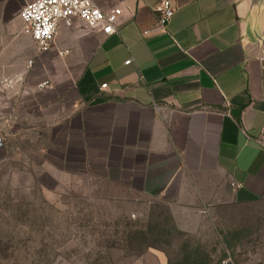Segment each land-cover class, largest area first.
<instances>
[{"label": "crops", "instance_id": "crops-1", "mask_svg": "<svg viewBox=\"0 0 264 264\" xmlns=\"http://www.w3.org/2000/svg\"><path fill=\"white\" fill-rule=\"evenodd\" d=\"M32 1L0 0V109L50 104L72 155L155 206V264H264V0H172L165 33L159 0H95L118 32L61 23L42 53Z\"/></svg>", "mask_w": 264, "mask_h": 264}, {"label": "rangeland", "instance_id": "rangeland-1", "mask_svg": "<svg viewBox=\"0 0 264 264\" xmlns=\"http://www.w3.org/2000/svg\"><path fill=\"white\" fill-rule=\"evenodd\" d=\"M49 106L15 94L0 109V264H155V206L72 155Z\"/></svg>", "mask_w": 264, "mask_h": 264}, {"label": "built area", "instance_id": "built-area-1", "mask_svg": "<svg viewBox=\"0 0 264 264\" xmlns=\"http://www.w3.org/2000/svg\"><path fill=\"white\" fill-rule=\"evenodd\" d=\"M174 12L172 0H159L156 7L157 26L162 32H167ZM120 13L119 8L102 10L95 0H34L23 7L20 18L24 32L31 36L36 51L42 53L50 48L61 23L72 26L75 20H81L88 28L111 35L118 32L116 23ZM149 33L150 30L145 31V34ZM48 86L50 82L47 80L41 84V87ZM220 264L234 263L225 258Z\"/></svg>", "mask_w": 264, "mask_h": 264}, {"label": "water", "instance_id": "water-1", "mask_svg": "<svg viewBox=\"0 0 264 264\" xmlns=\"http://www.w3.org/2000/svg\"><path fill=\"white\" fill-rule=\"evenodd\" d=\"M6 156V150L2 138L0 136V159Z\"/></svg>", "mask_w": 264, "mask_h": 264}]
</instances>
